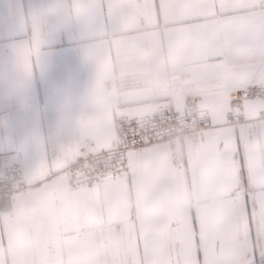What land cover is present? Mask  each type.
Masks as SVG:
<instances>
[{"label":"snow or ice","instance_id":"obj_1","mask_svg":"<svg viewBox=\"0 0 264 264\" xmlns=\"http://www.w3.org/2000/svg\"><path fill=\"white\" fill-rule=\"evenodd\" d=\"M108 17L78 130L0 165V264H264V0Z\"/></svg>","mask_w":264,"mask_h":264},{"label":"crops","instance_id":"obj_2","mask_svg":"<svg viewBox=\"0 0 264 264\" xmlns=\"http://www.w3.org/2000/svg\"><path fill=\"white\" fill-rule=\"evenodd\" d=\"M76 3L87 21L68 15ZM110 0H0V165L54 155L62 121L93 99L94 57ZM38 217L22 229L27 235Z\"/></svg>","mask_w":264,"mask_h":264},{"label":"clouds","instance_id":"obj_3","mask_svg":"<svg viewBox=\"0 0 264 264\" xmlns=\"http://www.w3.org/2000/svg\"><path fill=\"white\" fill-rule=\"evenodd\" d=\"M66 12H67L68 15H73L74 14L77 19L82 20L84 9L82 7L78 8L77 7V3H76V4H74L72 6V8L67 9ZM86 109L87 108L83 109L80 112L79 117H78V121L79 122L82 119V117L84 116V113H85ZM78 124L79 123H73V122H69V121H62L61 129H60L61 134L67 135L69 133L77 131L78 130Z\"/></svg>","mask_w":264,"mask_h":264},{"label":"built area","instance_id":"obj_4","mask_svg":"<svg viewBox=\"0 0 264 264\" xmlns=\"http://www.w3.org/2000/svg\"><path fill=\"white\" fill-rule=\"evenodd\" d=\"M11 163L21 164L19 161H15V162H11Z\"/></svg>","mask_w":264,"mask_h":264}]
</instances>
